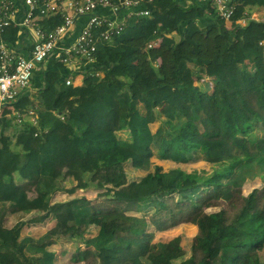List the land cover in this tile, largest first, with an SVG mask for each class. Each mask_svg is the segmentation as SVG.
<instances>
[{
  "label": "trees",
  "instance_id": "16d2710c",
  "mask_svg": "<svg viewBox=\"0 0 264 264\" xmlns=\"http://www.w3.org/2000/svg\"><path fill=\"white\" fill-rule=\"evenodd\" d=\"M165 2L191 17L184 21L175 12L176 17L159 23L155 13ZM232 2L236 11L229 27L216 13L206 14L210 1L157 0L151 16L134 15L111 42L97 44L96 61L82 65L80 83L67 84L80 71L55 60L48 69L36 70V90L25 92L19 103L36 105L40 126L48 132L37 137L26 123L14 140L0 135V264L9 258L7 264H56L52 246L59 236H82L92 229L96 234L84 243L94 248L95 264H264V188L244 196L232 215L227 209L203 211L219 199L234 203L241 187L257 176L250 170L254 163L264 168V21L249 17L264 9V0ZM242 19H247L244 26L238 24ZM5 38L15 46L19 27H10ZM246 62L255 66L254 72ZM195 74L214 78V91L208 92L210 83L204 89L196 85ZM160 107L166 120L154 132L151 124ZM256 127L262 134L248 137ZM124 130L129 139L119 137ZM156 155L219 167L201 173L155 165L140 180L100 193L113 204L108 209L84 196L52 201L57 191L86 189L88 172L128 161L149 171ZM63 167L77 186L65 188L56 175ZM17 172L22 179L37 180L38 197L29 198L15 179ZM171 194L200 208L193 219L200 232L192 249L203 253L197 263L183 260L180 236L154 243L148 230L175 226L163 213L164 197ZM149 205L154 209L149 219L129 214L147 212ZM35 210L42 212L35 221L57 222L41 237H21L22 221L7 224L9 215L22 218Z\"/></svg>",
  "mask_w": 264,
  "mask_h": 264
},
{
  "label": "built area",
  "instance_id": "2783aa9c",
  "mask_svg": "<svg viewBox=\"0 0 264 264\" xmlns=\"http://www.w3.org/2000/svg\"><path fill=\"white\" fill-rule=\"evenodd\" d=\"M156 1L0 0V120L15 128L29 123L37 137L48 132L40 126L36 105L19 103L25 92L36 90L32 84L36 70L55 60L80 71L83 64L96 61L99 42H111L134 15L151 16ZM201 1H210L207 15L214 12L231 27L236 11L232 0ZM249 17L264 21V12ZM246 23L247 19L238 21L240 26ZM15 26L21 39L13 46L5 34ZM75 77L69 76L66 83L74 84Z\"/></svg>",
  "mask_w": 264,
  "mask_h": 264
},
{
  "label": "rangeland",
  "instance_id": "374dc122",
  "mask_svg": "<svg viewBox=\"0 0 264 264\" xmlns=\"http://www.w3.org/2000/svg\"><path fill=\"white\" fill-rule=\"evenodd\" d=\"M173 4L167 3V5L164 7V11H169L171 13V17H176L175 10L172 9ZM262 13V12H259ZM262 16V15H261ZM264 18V17H263ZM169 19V18H166ZM175 38H178L177 35H174ZM154 44V43H153ZM156 45V44H154ZM50 67L49 62L45 63V68L48 69ZM246 68L250 70L251 72L255 71V66L250 63L246 62ZM83 71H80L77 74V77H80L83 75ZM82 81V79H81ZM77 83V81H76ZM195 83L200 88L204 89L205 83H210V91L209 93H212L214 91V85H215V79L204 77L199 78L197 74H195ZM160 116L157 121L151 124L152 130L155 132L157 131L162 125H164V122L166 120L165 112L163 111V107H160ZM4 122L0 120V135H8L5 137H8L10 139H15L17 134V128H8L4 126ZM125 133L129 136L128 132L121 131L119 133V136L122 138H126ZM262 134V130L260 128H254L248 133V137H258ZM241 138H244L240 135ZM247 136V135H246ZM1 137V136H0ZM246 140V139H244ZM252 147V146H251ZM17 150H20V148H17ZM237 155H243L241 152L237 150ZM157 156V155H156ZM153 166L150 168L149 171H153L155 169L156 163V157L152 158ZM160 165V164H159ZM133 165L131 163H126L123 166H118L115 168L108 169L105 173L108 174L107 178L102 179L104 180V185L101 184L103 187H95L92 191H90L89 197L85 194L87 191L86 189H77L74 193H68L66 191H62L60 197H53V201H61V200H69L74 197L84 196L90 198L93 203L99 204L102 208L108 209L113 206L111 201L107 199L105 196H101L100 193L105 192L106 188L108 186H121L124 184H127V181L131 180H140L142 176L146 175L149 171L137 169L135 167H132ZM161 166L164 171H169L172 169H182L187 172H207L212 173L215 168L219 165L212 164L210 162H207L205 160H200L198 162H191V163H171L170 161L162 160ZM253 173H256L257 176L253 179H248L247 182L244 184L243 187L240 189V194H237L236 201L229 202L227 200L219 199L215 202V204L211 207H206L203 211L212 213V212H218L221 209H227L232 215L233 213H236L235 211L238 210V208L241 206L242 198L244 196L249 195L255 188L262 189L264 188V168L261 167L258 163H254L253 168L250 169ZM98 180V179H96ZM75 186H77V182ZM73 183V184H74ZM65 188H72L75 186H67L68 184L64 183ZM164 203L166 204V209L163 210L164 217H166L167 220H174L175 226L172 228H169L165 231H159L155 229L154 227H149L148 230L154 233L153 242L157 243L160 241H168L174 237L180 236L181 237V244L183 248L185 249L186 255L183 260H187L189 258H192V261L197 263L201 259V253H199L196 250L192 249V245L195 241V237L198 232V225L193 224V219L196 213L200 211V208L195 206L191 203H181L180 197H178L177 194H171L164 197ZM149 209L147 212L144 211H136L132 210L129 212V214L142 216L146 215L149 219L151 214H153L154 209L151 205L144 207V209ZM38 217L37 213L27 214L24 215L22 218L17 217L16 215H9L7 218V224L12 226L17 221L23 220L24 224L22 226L23 232L22 237L25 236H32L34 238H39L42 235H44L54 224L55 221L50 220L49 218L45 221H42L40 223H31V220H35ZM96 229H92L88 234L90 236H94L96 234ZM88 236V237H90ZM20 241V240H19ZM16 244H18L16 242ZM77 244L74 242H67L66 240L57 239L56 243L52 246V249L56 252V264H95L96 261L93 254H90L86 252V249L84 246L80 245L77 249ZM262 259L264 261V251L262 252ZM12 258H9L8 260L4 261V264H7ZM180 261L177 262V264ZM100 264V263H98Z\"/></svg>",
  "mask_w": 264,
  "mask_h": 264
},
{
  "label": "crops",
  "instance_id": "0c3cea01",
  "mask_svg": "<svg viewBox=\"0 0 264 264\" xmlns=\"http://www.w3.org/2000/svg\"><path fill=\"white\" fill-rule=\"evenodd\" d=\"M191 0H188V2H190ZM167 5V3L165 2V5L163 6V4H162V6L160 7V9H158L157 10V12L155 13L156 14V16H155V19L159 22V23H162V22H166L168 19H166V18H172L171 17V13L169 12V11H164V7ZM173 10H175L176 11V13H177V15H178V17H180V18H183V20L184 21H188L189 20V18L191 17V13L190 12H187V11H183L182 9H180L179 7L178 8H176V6H174L173 5V8H172ZM259 12H264L263 10H254V11H252L251 13H259ZM261 13V14H262ZM185 23V22H184ZM228 26H230V24H227ZM81 79L83 80V75L82 76H80V77H75V80L77 81V83H80L81 82ZM12 128H15V127H12ZM124 132H127V130H124ZM120 133V132H119ZM119 133H118V135H119ZM125 135H126V138H124V139H129V136L125 133ZM120 137V136H119ZM122 138V137H121ZM154 157H156V163H157V165H159L160 164V166H161V161L163 160V159H160L158 156H154ZM166 161H170L171 163H174V164H179V163H181V162H176V161H173V160H169V159H167ZM198 162V161H197ZM126 163H131V162H125V163H118V164H116V165H113V166H110V167H107V168H105V169H99V170H97L96 172H94V173H90V172H88V173H86V182H87V189H86V195L89 197V194H90V191H92L95 187H98L99 188V186L98 185H100V184H102V185H104L103 183H104V180L102 181V179L100 178V173L101 172H106L108 169H111V168H115V167H118V166H123L124 164H126ZM132 167H134V166H132ZM149 172H152V171H149ZM148 172V173H149ZM147 173V174H148ZM146 174V175H147ZM56 175L64 182V183H66V184H68L67 186H75L76 185V183H74L76 180L74 179V177H73V174L71 173V171L69 170V168L68 167H63V168H60V169H58L57 171H56ZM146 175H144V176H146ZM144 176H142V178L144 177ZM15 179H16V181H17V183L18 184H21V185H24L25 186V190H26V192L28 193V196H29V198L30 199H33V198H36V197H38L39 196V193H38V191H37V180L36 179H27V180H25V179H22L21 177H20V174L17 172V173H15ZM96 179H98V180H96ZM132 181V180H131ZM77 182V181H76ZM130 182V181H129ZM128 181H127V183H129ZM74 183V184H73ZM125 185V184H124ZM82 190V189H81ZM62 191H57L56 193H54V195H55V197H60V195L63 193H61ZM54 195H53V197H54ZM57 195V196H56ZM62 197V196H61ZM60 197V198H61ZM87 197V198H88ZM53 199V198H52ZM88 199H90V198H88ZM53 201V200H52ZM64 201H68V200H61L60 202H64ZM54 202V201H53ZM55 202H59V201H56L55 200ZM93 203V202H92ZM94 205H97V206H99V204H95V203H93ZM32 213H37V215L39 216L42 212L41 211H39V210H35V211H33V212H31V213H29V214H32ZM208 213V212H207ZM28 214V215H29ZM46 219H48V218H46ZM45 219V220H46ZM50 220H52V221H55V224L49 229V230H51V229H53L55 226H56V224H57V222H56V220L55 219H52V218H49ZM45 220H43V221H45ZM19 221H22V223H23V225L24 224H26V222L24 223L23 222V220L21 219V220H19ZM19 221H17L14 225H12V226H15V225H17L18 224V222ZM40 222H42V221H35V220H31L30 221V224L32 223H40ZM194 224V223H193ZM22 225V226H23ZM48 230V231H49ZM47 231V232H48ZM22 232H23V228H22ZM88 232H90V230H88L86 233H84L82 236H80L79 234H75V233H71V234H68V235H61V236H59L57 239L59 240V239H62V240H66L67 242H74L75 244H77L78 246H77V249L79 248V247H81L80 245H82V246H84V248L86 249V252H88L89 253V255L90 254H94V252H95V250H94V248L92 247V246H87L85 243H84V240H85V238L86 237H88V236H90V234H88ZM198 232H200V229H199V226H198ZM22 234V233H21ZM198 235V234H197ZM22 237V236H21ZM175 238V237H174ZM173 239V238H172ZM171 240V239H170ZM170 240H168V241H170ZM168 241H165V242H168ZM160 242H164V241H160ZM199 253H201V258L203 257V253L201 252V251H198Z\"/></svg>",
  "mask_w": 264,
  "mask_h": 264
}]
</instances>
